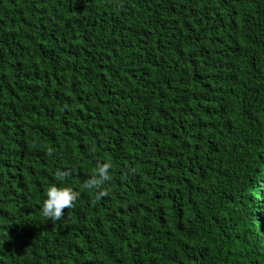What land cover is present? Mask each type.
Listing matches in <instances>:
<instances>
[{
	"label": "trees",
	"instance_id": "1",
	"mask_svg": "<svg viewBox=\"0 0 264 264\" xmlns=\"http://www.w3.org/2000/svg\"><path fill=\"white\" fill-rule=\"evenodd\" d=\"M0 264H264V0H0Z\"/></svg>",
	"mask_w": 264,
	"mask_h": 264
},
{
	"label": "clouds",
	"instance_id": "2",
	"mask_svg": "<svg viewBox=\"0 0 264 264\" xmlns=\"http://www.w3.org/2000/svg\"><path fill=\"white\" fill-rule=\"evenodd\" d=\"M110 168L109 162L98 161L94 173L84 181L82 187L93 191L96 195H104L102 186L110 179ZM55 175L59 178H66L69 175V170H57ZM79 195V191L74 190L68 184H50L44 191L40 205L41 213L47 219L57 221L62 217L65 209L73 206Z\"/></svg>",
	"mask_w": 264,
	"mask_h": 264
}]
</instances>
